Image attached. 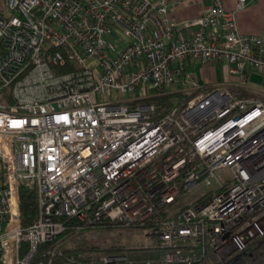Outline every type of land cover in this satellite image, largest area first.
<instances>
[{"label": "built area", "instance_id": "built-area-1", "mask_svg": "<svg viewBox=\"0 0 264 264\" xmlns=\"http://www.w3.org/2000/svg\"><path fill=\"white\" fill-rule=\"evenodd\" d=\"M198 60L235 80L200 84ZM250 70L264 72V44L222 0L182 24L161 1L0 0V264H51L63 218L72 232L141 226L161 251L137 264H264V97ZM171 94L156 113L151 98ZM21 183L37 201L25 226ZM90 256L69 260L136 264Z\"/></svg>", "mask_w": 264, "mask_h": 264}, {"label": "crops", "instance_id": "crops-1", "mask_svg": "<svg viewBox=\"0 0 264 264\" xmlns=\"http://www.w3.org/2000/svg\"><path fill=\"white\" fill-rule=\"evenodd\" d=\"M153 1L163 2L166 6V17L178 24H182L200 15L202 9L210 2V0ZM222 1L226 8L234 10L237 28L243 33L259 35L264 44V0H244L242 6L237 9L235 8V0ZM182 30L186 31L187 28ZM223 64L225 63H212L210 61L198 60L193 63L187 62V69L196 76L200 84L226 83L223 77L225 68ZM225 65L228 68V65ZM260 73L264 75V72L261 71ZM247 84L253 91L264 97V90L257 88L256 83L248 80Z\"/></svg>", "mask_w": 264, "mask_h": 264}, {"label": "trees", "instance_id": "trees-1", "mask_svg": "<svg viewBox=\"0 0 264 264\" xmlns=\"http://www.w3.org/2000/svg\"><path fill=\"white\" fill-rule=\"evenodd\" d=\"M173 94L162 97H153L151 101L156 104V113L163 112L170 104L171 97ZM17 198H18V211L19 219L22 226L27 225L37 213V201H36V191L33 185L28 183H21L17 188ZM65 220L66 228L63 231V234H69L72 232V224L74 220L72 218H63ZM102 224V228L109 229L114 226H118L112 221L103 219L99 221ZM98 227V226H97ZM96 250L97 253H117L125 252L129 258L135 260V263L143 259H155L158 256V253L161 251L158 247H149V246H132L125 247L120 249L118 247L111 248H98L95 245L88 243L84 245H60L59 253L55 258L52 259L51 264H74L70 261L69 258L73 257L76 261H89L90 251ZM79 252H87L84 256L77 255ZM95 257V256H94ZM137 264V263H136Z\"/></svg>", "mask_w": 264, "mask_h": 264}, {"label": "rangeland", "instance_id": "rangeland-1", "mask_svg": "<svg viewBox=\"0 0 264 264\" xmlns=\"http://www.w3.org/2000/svg\"><path fill=\"white\" fill-rule=\"evenodd\" d=\"M123 38V36L121 35ZM223 77L228 83L235 80V77L229 74V70L225 64ZM256 87L264 90V86L256 84ZM99 100L108 98L106 94L97 95ZM220 170L216 172L220 176ZM144 231L141 226H114L109 229L102 227L86 228L72 232L61 245L74 246L91 243L98 248L118 247L123 249L132 246H145L149 241H145Z\"/></svg>", "mask_w": 264, "mask_h": 264}, {"label": "water", "instance_id": "water-1", "mask_svg": "<svg viewBox=\"0 0 264 264\" xmlns=\"http://www.w3.org/2000/svg\"><path fill=\"white\" fill-rule=\"evenodd\" d=\"M248 80L250 82L259 84L261 86H264V75H262V74H260L258 72L250 71L248 73Z\"/></svg>", "mask_w": 264, "mask_h": 264}]
</instances>
